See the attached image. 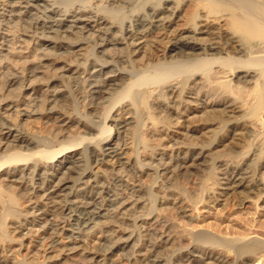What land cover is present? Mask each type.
<instances>
[{"label": "bare ground", "instance_id": "obj_1", "mask_svg": "<svg viewBox=\"0 0 264 264\" xmlns=\"http://www.w3.org/2000/svg\"><path fill=\"white\" fill-rule=\"evenodd\" d=\"M68 1L82 7L42 19V0H2L0 264H35L34 244L48 238L54 264H136L187 240L177 264H264L263 224L259 232L216 226L189 200L203 194L225 208L237 196L264 211V0H108L110 16ZM135 3L152 7L150 20L120 31ZM92 32L101 59L87 63L94 52L80 41ZM66 83L88 100L90 122L71 117ZM111 116L125 137H102L98 149L89 135L112 132ZM86 151L90 169L72 189L64 166L80 168ZM216 154L247 168L237 164L218 183L201 178L188 192L179 177L201 175ZM28 176L33 185L19 186ZM158 178L174 183L155 198ZM146 188L151 198L138 199ZM160 206L198 224L162 229ZM24 213L32 219L20 224ZM147 233L159 238L151 252ZM5 234L14 245L3 249ZM23 240L31 246L20 257Z\"/></svg>", "mask_w": 264, "mask_h": 264}, {"label": "rangeland", "instance_id": "obj_2", "mask_svg": "<svg viewBox=\"0 0 264 264\" xmlns=\"http://www.w3.org/2000/svg\"><path fill=\"white\" fill-rule=\"evenodd\" d=\"M42 1H43L41 3L42 6L40 8V11H38V14H37V16L40 15L39 17H41L42 19H45L47 16H49L51 14L52 10H60L62 12H66V11H72L74 9L82 7L77 2H74V1H72V2L70 1L69 2L68 0L67 1L66 0H42ZM92 1H95V2L97 1L96 3H98V4H95V2H92ZM99 4H101V5H99ZM87 6L91 7L92 9H95L96 11L100 12L101 14H103L105 16H110V12L113 9V7L108 4V0L107 1L106 0H101V1L100 0H88L87 1ZM3 8L4 7L2 5V0H1L0 1V18H2ZM151 8L152 7H147V6H145L143 8H140L136 3L132 4V5H126L125 8H124V13H123V16L125 17V21L121 24L120 31H123V30H125V29H127L129 27H131L135 31V30H137L140 27L141 23H143V22L147 23L150 20V18H151V12H152ZM21 26H23V25H20L19 29H23L24 28V26L23 27H21ZM89 34H87L86 37L84 36L82 38V40L80 41L81 43L85 44L88 47V51H93L94 52V54H91V56L86 61L87 63H91V62H93L95 60H98V59L100 60L101 58L99 57V52L102 49L100 47L101 46L100 43L102 42V41H100L101 37L97 33H94V32H92V34L91 33H89ZM17 60H19V59L18 58H14L13 61L16 62ZM64 85H65V92L67 94V95L65 94V97H67L66 98L67 101L70 100L69 104L73 106V108L69 110V113L71 114V117H73L74 119L80 120L83 123L90 122L94 117H93V114H92V111H91L90 107H88L89 105L86 103L88 101L86 99V97L81 93V91L76 86H74V84H73V86H72V83H66ZM80 95H82L83 97L80 96ZM84 98H85V104H84ZM111 114H113V112ZM39 122H40V124L42 123L41 121H38L37 123H39ZM30 124L32 125V123H30ZM107 124L106 125L108 127L111 126L112 132H107V131L104 132L103 131L102 133H99V132L97 133L96 132L95 133L96 136L89 135L90 138H93V146H95L98 149L101 148V146H102L101 139H103V138H111L114 141H115V139H118V140L120 139V141H123L122 139H123V137H125L123 135L124 133H121L122 131L117 129L116 124L114 122V117L113 116L110 117V120L107 121ZM98 128L99 129L103 128V124L99 125ZM77 132L81 133L82 129H81V131H80V129H79V131L77 130ZM100 141H101V143H100ZM56 143L52 142L51 145L52 146L54 145L55 147H57L56 145H59V144L58 143L56 144ZM220 157H222V158H220ZM77 158L80 160V163H82V164L79 165L80 168L79 167L78 168H74V167H76L75 165L69 164L67 166L65 165L64 166V170H63V172H67L66 178L68 180H66V183H67V185L69 184V187L71 186L72 189L75 186L77 187V185H78L77 181L80 180L81 178H83L82 175H84V173L88 172V170L90 169L89 165L91 163L90 162L91 154H90L89 151L83 152L82 155L78 156ZM218 160H219V163H218ZM228 160H231V161H228ZM228 160H227V157H224L222 155L216 154V155L212 156V158H210L208 160V162L206 164V167L204 169L206 171L203 170L204 172L201 175H198V174H191V175L188 174L186 176L185 175H181L179 177L180 179H178V182H180V184L184 183L185 185L182 184L183 187L186 188V190H188V192L191 193L194 189H197V187H198L197 184H199L201 182V180H202L201 178H204V179L210 178L213 183L214 182L218 183V182H220V179L225 177V174L227 173V170H230V169L236 167L237 164H240L243 169L247 168V165H245L247 163L244 164L243 162H240L239 160H237V158H235V157H228ZM68 175H69V177H68ZM218 177H220V178H218ZM27 179H29V180H27ZM32 181L33 180H32V178L30 176L25 177L24 179H22L20 181L19 186H21L22 188L23 187L29 188V187H31L33 185ZM173 183L174 182L171 181V180L167 179V181H166V179H164V178H158V180L156 181V185H157L158 190H156V192L154 193L155 194V198H159V195H161V194L157 195L158 191H161V193H166V192L171 191L173 189ZM25 185H27V186H25ZM146 190H147V193H146L145 190L142 191L141 195H138V197L140 196L138 199L141 198V199H144V200L147 201V199L151 198V197L149 198V194H148L149 190L147 188H146ZM164 191H166V192H164ZM205 197H207V198L205 199ZM236 198H238V197L237 196H232L230 198H226L225 200L227 202H229V203L226 202L227 205L224 208V207L221 206V203L219 201L217 202L213 197H209V196L203 195V194H198L197 196H193V197L189 196V200H190V203L192 204V206L196 205L195 207L194 206L193 207L196 209L197 213L204 214L206 211H209L210 212L209 214H211L209 216L213 218V219L211 218L212 220L210 219L209 221L210 222H217V223H215V225L216 224L218 225L219 223H220V225L221 224L222 225H227L230 222H238V223L241 224L242 228L244 227L243 229L246 230L247 232H259L260 229L262 228L261 224L264 225V217H263L264 216V211L260 210L261 208H259V207L257 208V206L253 207V205H251L249 202H245V203L237 202ZM2 199L4 200L5 198H2ZM233 199L239 204H237L235 201H233ZM20 201L23 204V207H25L26 203H25L24 197H20ZM212 201H214V202H212ZM212 205H214V206H212ZM239 205H241V206H239ZM210 206L212 208L209 210ZM160 209H161V214L164 213L163 215L166 217V218H164L165 222L162 223V227L161 226L160 227L162 229H166L167 231H169L171 233H178V232L179 233L180 232H186L187 233L190 230H193L194 227H196V226L192 225L193 223L195 225L198 224L197 222L191 221L190 219H189L190 220L189 221L187 218H185L182 215H180L179 212L173 207L169 208V207L160 206ZM167 217H168V219H167ZM230 217H232L231 219H233V220H230ZM15 218H16V220L18 219L17 220L18 223L22 224V222L24 223L26 221L31 220L32 216H30L28 214L26 215V213H24V214H16ZM226 222H228V223L225 224ZM182 225H183V227H182ZM0 233L2 234L1 230H0ZM146 235H147L146 247H147V249L149 251H150V249L152 251V245L155 244L158 241L159 238L157 237V235L155 233H152V234L151 233H147ZM28 240L30 241V240H33V239H28ZM28 240L21 241L20 247H18L20 249V251L18 252L20 254V257L27 255L29 250H30V246L31 245H29V241ZM1 241H2V248L3 249H6V248L11 247V246L14 245L12 236H10L9 234H5L1 238ZM41 243H42V245H41ZM50 243H51V240L49 238L45 239L44 241H41L40 243H37V241H36V243L34 244L35 247H36V251H34V254H35L34 258L37 257L38 260L37 259H32L31 261L35 260V262L33 261V263H35V264H54V262L52 260L48 259L49 257L47 255L49 253L47 251L55 250V249H49V247L51 246ZM183 243H181V244H179L177 246H174V247L163 248L161 251H160V249H157V251H155V253L153 254L154 257L148 259L146 262H141L140 261V262H137L136 264H149V263L150 264H157L156 263L157 259H155V258H157L158 255H161V257L163 256L162 257L164 259L163 260L164 261L163 264H169V263L170 264H173V263L177 264V262H178L177 260L180 257V255L182 254L183 248L186 247V245H188V240H187V242L183 241ZM48 244H49V246H48ZM180 245H182V246H180ZM175 251H177V253ZM164 256H166V257H164Z\"/></svg>", "mask_w": 264, "mask_h": 264}]
</instances>
